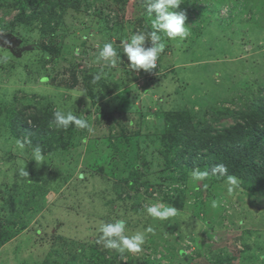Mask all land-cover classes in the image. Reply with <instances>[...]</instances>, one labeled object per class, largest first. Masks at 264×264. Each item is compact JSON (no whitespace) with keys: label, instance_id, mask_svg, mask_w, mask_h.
<instances>
[{"label":"rangeland","instance_id":"rangeland-1","mask_svg":"<svg viewBox=\"0 0 264 264\" xmlns=\"http://www.w3.org/2000/svg\"><path fill=\"white\" fill-rule=\"evenodd\" d=\"M14 1L0 0V34L20 39L17 56L0 47V264H80L78 258L86 257L90 246L109 250L96 243V229L100 221L116 219L127 222L128 234L154 229L146 234L139 253H118L117 263L130 258L136 261L131 264H188L187 255L194 260L190 264H264L258 259L264 254L261 194L242 209L237 190L229 194L227 184L208 181L207 193L199 197L204 205L195 215L192 186L205 183L193 182L188 175L187 189L180 194L189 207L166 221L144 210L152 203L172 205L163 195L176 188L165 180L167 174L158 175L165 168L159 154L164 121L158 117L217 106L218 100L249 94L250 87L253 92L258 81H264V0H246L253 4L237 7L234 12L241 15L232 23L226 5L219 12L222 20L201 13L208 8L205 2L179 6L174 11L185 13L190 34L182 42L165 38L157 67L148 73L129 70L121 47L117 52L123 63L115 68L95 59L104 43L114 41L116 47L133 32L151 30L153 17L142 0H71L63 11L55 7L51 13L57 24L42 35L37 23L11 28L17 13ZM42 45L58 52L45 54ZM144 46L151 47L147 37ZM76 47L79 56L73 55ZM97 74L101 79L94 80ZM89 94L96 96L94 102ZM17 103L47 114L71 109L92 131L55 126L48 146L31 141L21 150L17 141L28 137L12 132ZM135 143L143 177L129 191L132 198L138 196V204L135 199L118 200L120 188L128 191V178L119 168ZM37 144L45 155L39 166L30 160ZM21 168L28 176L20 175ZM212 200L219 201V209L211 207ZM231 213L243 215V227L237 226L239 215L227 217ZM219 214L225 216L221 226L210 227ZM62 252L64 258L58 256ZM233 254L239 260L232 263Z\"/></svg>","mask_w":264,"mask_h":264},{"label":"trees","instance_id":"trees-1","mask_svg":"<svg viewBox=\"0 0 264 264\" xmlns=\"http://www.w3.org/2000/svg\"><path fill=\"white\" fill-rule=\"evenodd\" d=\"M70 1L15 0L11 5L17 10V13L10 26L12 29H15V27L26 28L34 26V23H37L38 31L42 35L44 32L52 30V25L55 26L57 24V20L51 13L55 7H59L63 11ZM124 1L126 2L127 0ZM197 1L205 2V5L208 6V8L203 7L201 13L205 12L210 16H215V19L218 20H222L218 18L219 12L226 5L230 23L235 20L237 22L238 16L241 15V13L234 12L238 9L237 7L243 6L249 8L253 4V1L252 3L251 1L248 3L246 0H184L180 7ZM74 3L76 2L74 1L72 4ZM142 3L147 9L146 0H142ZM195 14L199 17L198 13ZM108 24L110 23L108 22ZM40 48H42L45 54L58 52L45 45L40 46ZM250 88L248 89L250 91L249 94H242L243 92H240L241 95L238 97L231 94L229 98L218 100L217 106L204 107L196 112L185 109L178 112L170 111L158 117L160 121H164L159 139L162 143V149L159 150V154L163 158L165 167L158 175L163 177L162 175L167 174L165 180L169 181L171 185L176 186V188L171 189L172 194L165 193L163 197L165 198L164 201L171 203L172 205L169 206L175 207L178 212H181L185 207H189L184 205L183 195L180 193L185 192L187 189V176L190 175L191 171L193 169L210 171L217 164H224L228 168V174L238 178L239 188L235 196L238 197V202L242 209L250 206L251 201H254L253 197L255 195L261 194L264 197V81H258L257 88L253 92ZM241 89L239 91L245 90ZM89 96L93 99V102L96 100L95 95L89 94ZM224 103L227 104L224 105ZM30 108L28 106L21 107L17 103L13 109L15 121H12V132L15 134V137H20V134H23L30 141L41 140L44 146H48L55 128V125L52 123L53 114L43 113L38 109L31 112ZM134 135L136 137L139 136L138 133ZM139 157L140 148L138 143H135L132 154L128 156V160L124 161L122 167L119 168V172L123 178H128L124 180L128 191L120 188V192H118L119 201L135 199L136 204H138L137 199L139 198L138 196H133V198L130 196V191H132L130 188H132V185L134 186L136 180L143 177ZM203 181L205 187L198 183H193L192 186V190L194 188L192 192L196 201L192 203L191 207L194 209L195 215L201 212L200 208L204 205L203 200L199 197L207 193L208 185L206 183L208 181L211 183L227 184L226 178L219 175H210ZM147 184L148 182L144 185L149 186ZM173 195L177 196L173 198ZM216 201L219 204V201ZM261 204L264 205V202H261ZM229 209L231 211L234 210L232 207ZM222 211L225 213L224 211L227 210L224 209ZM261 214L264 216V210L261 211ZM233 215L240 216L241 219L237 220V226L243 227V223H240L243 215L231 213L227 217L231 219ZM222 216L219 214L216 219L213 217V222L216 223L212 226L210 225V227L221 226L219 223L225 217ZM18 231L15 233H18ZM190 240L197 247H202V243L196 242L192 238ZM180 253L181 256H184V252ZM233 255L229 258V261L231 260L232 263L239 260L237 255ZM58 256L64 258L65 253L62 252ZM73 256V259L77 257L76 255ZM117 257H119V254L115 253L114 250L100 252L95 246H90L86 257L77 258L81 261L80 264H96L97 262H102L103 264H121V262L117 263L115 261ZM262 258L264 259V254L258 256V259ZM184 259L188 260V264L194 261L191 256L187 255L184 256ZM131 260L129 258L126 263L122 264L136 262ZM68 264L75 263L70 261Z\"/></svg>","mask_w":264,"mask_h":264},{"label":"clouds","instance_id":"clouds-1","mask_svg":"<svg viewBox=\"0 0 264 264\" xmlns=\"http://www.w3.org/2000/svg\"><path fill=\"white\" fill-rule=\"evenodd\" d=\"M147 13L151 19V30L144 32H133L125 40H120V45L114 47V41L106 42L99 48L96 55V62H104L109 68H115L119 63H123L122 55L117 52V47L122 48L123 56L126 57L128 69L134 72L143 70L148 73L157 67V60L161 53L164 52L167 40H175L179 38L182 42L189 36L188 26L185 24L186 15L182 11H174L184 2V0H146ZM155 14V15H153ZM39 34L35 33L34 38L38 39ZM151 42V47H145V38ZM80 49H73V55L79 56ZM46 79V78H44ZM101 79V75L97 74L94 80ZM52 123L57 128L68 129L75 127L76 129H87L92 131L89 122L74 114L73 110L58 109L53 113ZM86 142V139L85 141ZM30 144V140H18L17 146L23 150L25 144ZM30 160L35 161L39 166L45 162V155L40 146H35L31 150ZM21 176H28L25 168L20 169ZM210 175H219L226 178L228 185L227 192L233 194L239 188V180L237 177L228 174V168L224 164H217L210 171L193 169L190 173L193 182H200L208 178ZM211 207H218L216 200L211 201ZM145 213L149 217L157 220L166 221L169 218L178 215V210L163 202L152 203L145 206ZM243 223L242 221L240 222ZM98 233L97 244H102L105 249L115 250L119 254L125 252L139 253L142 250V245L145 243L146 234L153 233L154 229L151 226L143 230H137L132 234H128L127 222L124 219H116L111 222L100 221L96 229Z\"/></svg>","mask_w":264,"mask_h":264},{"label":"water","instance_id":"water-1","mask_svg":"<svg viewBox=\"0 0 264 264\" xmlns=\"http://www.w3.org/2000/svg\"><path fill=\"white\" fill-rule=\"evenodd\" d=\"M120 43V42H116ZM20 44V39L12 37L9 34H0V47L3 49H8L12 54L17 56L19 50L16 51V47Z\"/></svg>","mask_w":264,"mask_h":264}]
</instances>
